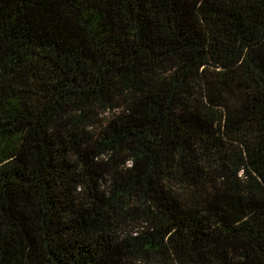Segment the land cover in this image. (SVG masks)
Masks as SVG:
<instances>
[{
  "label": "trees",
  "instance_id": "1",
  "mask_svg": "<svg viewBox=\"0 0 264 264\" xmlns=\"http://www.w3.org/2000/svg\"><path fill=\"white\" fill-rule=\"evenodd\" d=\"M0 264H264V0H0Z\"/></svg>",
  "mask_w": 264,
  "mask_h": 264
},
{
  "label": "rangeland",
  "instance_id": "2",
  "mask_svg": "<svg viewBox=\"0 0 264 264\" xmlns=\"http://www.w3.org/2000/svg\"><path fill=\"white\" fill-rule=\"evenodd\" d=\"M109 115H110V112H108V113L105 114V115L101 114L100 117H101V118H102V117H105V118H106V117L109 116ZM93 118H94V117H93ZM98 120H99V122H101V121H103L104 119H99V118H98ZM100 120H101V121H100ZM87 125L90 126V127H95L97 124H96V122H94V121L91 120V121H88Z\"/></svg>",
  "mask_w": 264,
  "mask_h": 264
}]
</instances>
